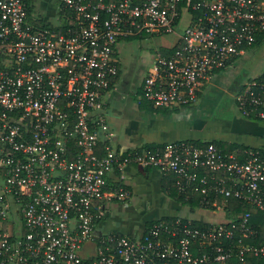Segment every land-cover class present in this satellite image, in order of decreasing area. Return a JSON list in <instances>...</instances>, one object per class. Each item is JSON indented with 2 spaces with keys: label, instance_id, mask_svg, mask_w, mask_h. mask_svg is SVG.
<instances>
[{
  "label": "built area",
  "instance_id": "2783aa9c",
  "mask_svg": "<svg viewBox=\"0 0 264 264\" xmlns=\"http://www.w3.org/2000/svg\"><path fill=\"white\" fill-rule=\"evenodd\" d=\"M30 7L0 0V264H228L235 256L245 264L264 256V243L245 241L256 234L249 210L205 228L176 216L137 236L98 232L110 204L131 197V165L174 174L180 192L204 194L208 212L225 213L232 197L264 209V149L188 140L118 147L108 115L121 41L172 35L138 101L193 105L264 38V0H56L54 23L37 2ZM263 73L235 100L243 116L264 121Z\"/></svg>",
  "mask_w": 264,
  "mask_h": 264
},
{
  "label": "crops",
  "instance_id": "0c3cea01",
  "mask_svg": "<svg viewBox=\"0 0 264 264\" xmlns=\"http://www.w3.org/2000/svg\"><path fill=\"white\" fill-rule=\"evenodd\" d=\"M165 46L161 43L159 48L164 51ZM232 73V67L220 70L200 93L197 102L193 105L159 108V111L152 109L148 105H141V102L138 101L144 79L142 77V81L133 92L135 95L138 90L137 100L135 101L137 103V116L131 120L132 128L126 126L125 131L128 134L124 133L122 137L120 132L114 130L115 145L118 147H134L153 143L163 144L175 140H188L201 142V144L219 141L225 147L232 144L238 145L237 148L241 146L251 148L264 147L263 120L242 116L239 111V115H237L232 110L233 116L230 119L232 121H230L228 127L223 128L221 124L225 119L222 118V112L218 114L217 112L208 113V110H206L209 107L210 109L217 108L219 104L217 93L218 91H228L227 87L231 84ZM242 86L241 84L237 86V88L239 87L238 91ZM120 88L121 71L116 88L108 97V112L111 107L113 112L117 113L114 104L124 100L125 93L121 92ZM206 102L209 103V107ZM108 115L112 118L110 113ZM233 117L236 118L233 119ZM127 174L131 197L126 202L112 203L111 205L113 206H109L108 214L101 219L98 226L100 234L114 232L137 236L142 234L152 221L165 217L181 216L191 220L210 221L204 218L202 211L208 212L207 209L197 208L192 210L188 204L176 200L166 192L164 186L168 177L161 170L156 168L143 169L137 165H131L127 169ZM112 207L117 210V213L111 210ZM91 247V243L86 245L85 255L90 252Z\"/></svg>",
  "mask_w": 264,
  "mask_h": 264
},
{
  "label": "rangeland",
  "instance_id": "374dc122",
  "mask_svg": "<svg viewBox=\"0 0 264 264\" xmlns=\"http://www.w3.org/2000/svg\"><path fill=\"white\" fill-rule=\"evenodd\" d=\"M37 3L39 5V10L48 16V20L50 22L54 23L56 20V17L54 16L55 0H39ZM173 40L174 37L172 35L155 37L135 36L125 40L126 42L118 44L121 61L120 90L125 93V98L119 103L114 104V106H116L117 113H114L110 107L109 113L112 115V118L109 117V120H112L111 122L114 130L120 132L122 137L124 133L128 134L125 130L127 127H131V120L137 116V103L135 102L137 100V96L134 95L133 92L136 89L139 80H141L140 78L146 75L149 67L154 61L157 48L161 47V43L163 45H169L173 42ZM231 67L233 70L230 80L231 84L227 87L228 91H218L217 96L219 97V104L217 105V108L210 109L209 103L206 102L209 107L206 109L208 110V113L217 112L218 114L222 112V118L225 119L221 124L223 128L230 125V121H232L230 119L233 116L232 110L239 115L238 113L240 111L238 110L235 100V96L239 88H237V86H239V84L243 85L264 71V38H261V40L253 46L246 48L245 52L237 57L234 65ZM234 118L236 117H233V119ZM110 206L113 205L110 204ZM111 210H114L113 212L117 213V210L113 209V207ZM202 211L206 220L226 219L224 212L215 214L213 212ZM199 212L201 211L199 210Z\"/></svg>",
  "mask_w": 264,
  "mask_h": 264
},
{
  "label": "trees",
  "instance_id": "16d2710c",
  "mask_svg": "<svg viewBox=\"0 0 264 264\" xmlns=\"http://www.w3.org/2000/svg\"><path fill=\"white\" fill-rule=\"evenodd\" d=\"M31 4V11L33 9L34 3L38 2L39 0H28ZM141 37H144L142 35ZM264 76V73L263 75ZM148 105L152 109L159 111V108L154 107L150 102L143 100L141 102V105ZM251 119H255L253 117H250ZM194 142V141H191ZM214 142L219 147L223 148L227 152H235V151H244L245 149H251V147H244L241 146L240 148H237L238 145L232 144L227 147L224 145L222 146V143L219 141H211ZM194 143H201V142H194ZM156 143L153 144H146V146L153 147ZM236 147V148H235ZM260 149H264V147H261ZM205 172V171H203ZM168 177L167 182L165 183V190L169 193L173 198H175L178 201H181L185 204H188L192 210H196L197 208H206L207 204L204 201V194L198 191H192L190 188L185 191V193H182L179 191L177 184H176V176L171 173H165ZM210 207V206H208ZM247 210L251 211V216L249 220V224L251 227H254L256 229V234L245 238V241L247 243L251 244H262L264 243V209L258 208L251 203H249L246 200H239L237 198H229L228 205L225 208V217L229 219L230 221H236L240 218ZM164 219H169L165 217ZM184 221H187L185 217H183ZM191 224L193 227H199V228H205L207 226H210V223L208 221H201L199 219L191 220ZM153 223V221L149 224V226ZM148 227V226H147ZM228 264H242L238 256H235L229 260ZM245 264H264V256H255V255H248L247 260Z\"/></svg>",
  "mask_w": 264,
  "mask_h": 264
},
{
  "label": "flooded vegetation",
  "instance_id": "af4514ba",
  "mask_svg": "<svg viewBox=\"0 0 264 264\" xmlns=\"http://www.w3.org/2000/svg\"><path fill=\"white\" fill-rule=\"evenodd\" d=\"M141 80H139V83L138 84H140V82L142 81V78H140ZM137 84V85H138ZM137 92H138V90L135 92V95H137Z\"/></svg>",
  "mask_w": 264,
  "mask_h": 264
},
{
  "label": "water",
  "instance_id": "95a60500",
  "mask_svg": "<svg viewBox=\"0 0 264 264\" xmlns=\"http://www.w3.org/2000/svg\"><path fill=\"white\" fill-rule=\"evenodd\" d=\"M139 167L144 169V167L142 165H139Z\"/></svg>",
  "mask_w": 264,
  "mask_h": 264
}]
</instances>
